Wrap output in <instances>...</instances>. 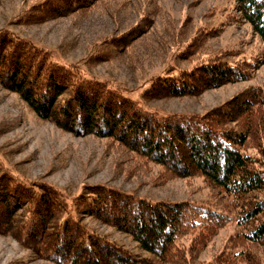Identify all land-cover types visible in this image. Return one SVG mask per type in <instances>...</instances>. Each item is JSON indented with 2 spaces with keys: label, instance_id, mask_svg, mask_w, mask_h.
Masks as SVG:
<instances>
[{
  "label": "rangeland",
  "instance_id": "374dc122",
  "mask_svg": "<svg viewBox=\"0 0 264 264\" xmlns=\"http://www.w3.org/2000/svg\"><path fill=\"white\" fill-rule=\"evenodd\" d=\"M43 2L0 0V30L32 41L51 52L56 61L122 89L160 115H202L248 88L264 93V40L237 9L236 0H89L87 8L60 16L43 14L38 7ZM218 59L245 64L249 76L196 95L152 93L161 77H177ZM2 68L0 185L8 188L5 197L9 193L28 195V185L39 192L59 191L74 203L73 208L80 198L105 188L157 202H190L201 208L221 203L213 184L198 171L188 177L168 172L112 138L67 131L41 118L19 93L5 87ZM250 143L247 149L258 152L264 145L263 133L258 130ZM5 204L0 201V264H56L44 252L54 232H47L49 236L42 240L23 242L19 227L30 213L29 204L17 211L11 207L15 212L11 218ZM79 216L92 232L151 260L146 264H171L152 260L129 233L95 216ZM234 232L233 224L217 231L197 251L196 261L218 253ZM250 254L243 264H264V244L251 246Z\"/></svg>",
  "mask_w": 264,
  "mask_h": 264
},
{
  "label": "trees",
  "instance_id": "16d2710c",
  "mask_svg": "<svg viewBox=\"0 0 264 264\" xmlns=\"http://www.w3.org/2000/svg\"><path fill=\"white\" fill-rule=\"evenodd\" d=\"M88 1L45 0L38 7L43 14L60 16L87 8ZM236 4L264 40V0H236ZM0 66L5 87L19 93L41 118L53 120L67 131L112 138L168 172L188 177L198 171L213 184L221 201L201 208L190 202H157L105 188L80 198L73 208L74 203L57 190L39 192L27 185L28 195L9 193L5 197L8 188L0 185V201L6 203L10 218L15 215L11 207L17 211L29 204L30 213L19 227L23 242L42 240L49 236L47 232H54L51 245L45 246L48 259L56 264L151 261L86 228L81 213L129 233L152 260L171 264H243L251 258V246L264 244V217L260 218L264 194L258 196L264 192V145L258 152L247 149L258 130L264 135V93L260 88H248L202 115H160L122 89L85 77L77 68L56 61L48 50L6 29L0 30ZM248 71L243 63L218 59L177 77H161L152 93L196 95L246 80ZM232 224L235 232L220 251L197 262V251L217 231Z\"/></svg>",
  "mask_w": 264,
  "mask_h": 264
}]
</instances>
